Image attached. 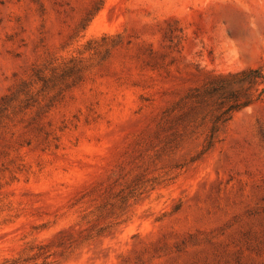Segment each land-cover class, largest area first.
Listing matches in <instances>:
<instances>
[{
    "label": "rangeland",
    "instance_id": "374dc122",
    "mask_svg": "<svg viewBox=\"0 0 264 264\" xmlns=\"http://www.w3.org/2000/svg\"><path fill=\"white\" fill-rule=\"evenodd\" d=\"M263 64L264 0H0V264H264V98L193 97Z\"/></svg>",
    "mask_w": 264,
    "mask_h": 264
},
{
    "label": "trees",
    "instance_id": "16d2710c",
    "mask_svg": "<svg viewBox=\"0 0 264 264\" xmlns=\"http://www.w3.org/2000/svg\"><path fill=\"white\" fill-rule=\"evenodd\" d=\"M64 69V75L71 74L72 70H74L72 67H65ZM34 74L35 79L32 80V83L41 82V92L51 90L52 86L58 82L55 80L58 77L55 72L49 76H42L36 70ZM62 82H64V79L59 81L60 84ZM28 83L22 82L16 91L0 99V114L9 107L10 102L17 96L22 95L28 100L30 97L27 94ZM194 91L195 93L197 92L193 96L195 99H210L212 102V117L210 118L208 134L202 148V153H204L213 146L217 133L236 113L264 98V64L237 72H212L211 80L204 83L200 89H195ZM21 261L20 258H13L5 260L2 264H21Z\"/></svg>",
    "mask_w": 264,
    "mask_h": 264
}]
</instances>
